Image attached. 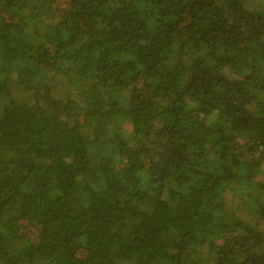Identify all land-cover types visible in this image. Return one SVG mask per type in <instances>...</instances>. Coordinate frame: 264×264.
Wrapping results in <instances>:
<instances>
[{"label":"trees","instance_id":"trees-1","mask_svg":"<svg viewBox=\"0 0 264 264\" xmlns=\"http://www.w3.org/2000/svg\"><path fill=\"white\" fill-rule=\"evenodd\" d=\"M0 264H264V0H0Z\"/></svg>","mask_w":264,"mask_h":264},{"label":"rangeland","instance_id":"rangeland-1","mask_svg":"<svg viewBox=\"0 0 264 264\" xmlns=\"http://www.w3.org/2000/svg\"><path fill=\"white\" fill-rule=\"evenodd\" d=\"M57 93H60V96H65L67 98V96H66V90L65 89H64V92H61V89L58 88ZM68 96H71L69 92H68Z\"/></svg>","mask_w":264,"mask_h":264}]
</instances>
